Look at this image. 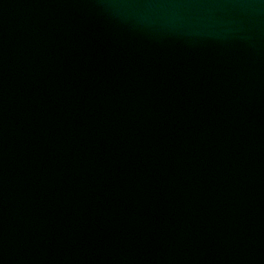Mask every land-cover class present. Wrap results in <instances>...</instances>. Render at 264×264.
I'll return each instance as SVG.
<instances>
[{"label": "water", "instance_id": "water-1", "mask_svg": "<svg viewBox=\"0 0 264 264\" xmlns=\"http://www.w3.org/2000/svg\"><path fill=\"white\" fill-rule=\"evenodd\" d=\"M0 264H264V0H0Z\"/></svg>", "mask_w": 264, "mask_h": 264}]
</instances>
